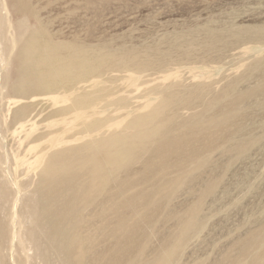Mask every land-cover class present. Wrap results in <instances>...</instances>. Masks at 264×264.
I'll use <instances>...</instances> for the list:
<instances>
[{
	"label": "rangeland",
	"instance_id": "374dc122",
	"mask_svg": "<svg viewBox=\"0 0 264 264\" xmlns=\"http://www.w3.org/2000/svg\"><path fill=\"white\" fill-rule=\"evenodd\" d=\"M0 46V264H264V0H0ZM41 56L82 74L23 97V77L48 70ZM74 86L91 107L65 113ZM103 130L131 155L107 163L101 143L75 148L41 175L51 153ZM86 166L90 203L65 252L49 226L61 215L43 205H59L52 183L81 168L87 179Z\"/></svg>",
	"mask_w": 264,
	"mask_h": 264
},
{
	"label": "bare ground",
	"instance_id": "6f19581e",
	"mask_svg": "<svg viewBox=\"0 0 264 264\" xmlns=\"http://www.w3.org/2000/svg\"><path fill=\"white\" fill-rule=\"evenodd\" d=\"M3 6V8H5V5L3 4L2 5ZM6 21H8L7 20V18H4ZM11 43V42H10ZM13 43H14V41H13ZM2 44V43H1ZM12 45V44H11ZM15 45H16V43H15ZM14 45V46H15ZM1 47V46H0ZM16 47V46H15ZM24 49V48H23ZM22 50V49H21ZM22 52V51H21ZM25 56H27L26 58H30V59H32L33 58V56H32V54L31 53H29V52H27L26 53V55ZM32 56V57H31ZM5 55H4V52H2V55H1V57H0V60H1V64L2 65H4L5 64ZM9 59V58H8ZM49 59V57L48 56H41V57H38V59L36 60V65H39L40 67H41V65L43 64V62L45 61V60H48ZM21 61H23V60H21ZM70 62H71V60H70ZM73 62V61H72ZM17 63H19V62H17ZM66 63V62H65ZM7 64V63H6ZM64 64V63H63ZM32 62L31 61H28V62H26V64H23L22 65V67H21V70H22V72H20L22 75H26V73H27V66L28 67H32ZM44 66H46L47 68H48V70H43V71H41V72H37V76H39V77H37V79L35 80V82L36 83H33V78L35 79V77L33 76L32 78H30L28 75H26L25 77L27 78V76H28V80H24V78L25 77H23V76H21V74H20V77H21V79H22V77H23V80L22 81H20L19 82V84H18V82H17V78H16V82H17V84L18 85H16V89L18 90V94L19 95H22L23 97H25L26 96V94L28 95V91L30 90V86L32 85L33 86V84H38V85H40L41 87H43V89H48V90H50L52 87L54 88V86L55 85H57L58 83H65V82H68V81H70V80H72V77H75L76 75H81L82 74V71H74L73 70V67L70 65V64H66V65H63V66H56L55 67V65H53V63L52 62H50L48 65L47 64H43ZM76 66V65H75ZM39 67V68H40ZM83 68V67H82ZM23 69H24V71H23ZM35 70V69H34ZM20 71V70H19ZM35 71H37V70H35ZM88 71V70H87ZM83 72H85V71H83ZM35 72H33V70H32V75H35L34 74ZM86 73V72H85ZM84 73V74H85ZM18 74V73H17ZM17 76H19V75H17ZM42 77H45V78H43L42 79ZM77 78V77H76ZM31 79V80H30ZM14 81V82H15ZM31 83V84H30ZM15 85V84H14ZM54 85V86H53ZM35 86V85H34ZM64 86V85H63ZM70 86V85H69ZM12 87V86H11ZM60 87V86H59ZM65 87V86H64ZM56 88H58V87H56ZM55 88V89H56ZM61 88H63L62 86H61ZM66 88H67V86H66ZM32 89V91H33V89H36V88H31ZM59 89V88H58ZM68 89V88H67ZM67 89H66V91H67ZM69 89H70V87H69ZM73 89H75V91H73V92H71V93H69L70 95L68 96V97H70L71 98V100H72V102H71V104L70 105H67V104H65L64 106H63V108H61V110L62 111H64L65 113L66 112H68V111H70V110H72V109H79V108H88V107H91L90 106V102H88L87 101V98H88V96H89V93H87L85 90H87V87L85 86V88H83L82 87V91H80V92H76V91H78V89H79V87H73ZM55 91V90H54ZM69 91V90H68ZM35 92V91H34ZM40 92V91H39ZM50 92H52V91H50ZM85 92L88 94L87 96H84V94H85ZM93 92V91H92ZM92 92H90V94L91 95H93L92 94ZM94 93V95L96 94V92H93ZM31 94H33V93H31ZM93 95V98L94 97H96V98H98L97 96H94ZM97 95V94H96ZM55 97H57V96H55ZM65 97V96H64ZM174 97H175V95H174ZM177 97V96H176ZM57 99V98H56ZM69 99V98H68ZM170 100V99H169ZM168 100V101H169ZM162 101H163V99H162ZM164 101H167V100H164ZM93 103V102H92ZM113 105V104H112ZM24 106H26L25 104H24ZM165 106H167L166 104H165ZM94 107H98V106H94ZM20 108V107H19ZM25 108V107H24ZM27 108L28 107H26V110L25 111H27ZM157 108V107H156ZM23 109V108H22ZM21 110V109H20ZM19 110V111H20ZM24 110V109H23ZM28 113V112H27ZM85 113V112H84ZM83 113V114H84ZM88 113V112H87ZM20 114H21V112H20ZM23 114H25L24 112H23ZM86 114V113H85ZM84 114V116H86ZM81 115V114H80ZM21 116V115H20ZM25 117V116H24ZM135 117V116H134ZM23 118V117H22ZM114 118V117H113ZM137 118V117H136ZM84 119V118H83ZM133 119V118H132ZM131 119V120H132ZM135 119V118H134ZM23 120V119H22ZM111 121V120H110ZM101 122H103V121H101V120H97V121H95L94 123H87V124H85V129H84V132H87L88 131V133L89 132H93V131H96V129H99V128H102V126L101 125H103V123H101ZM112 122V121H111ZM133 122V121H132ZM106 123V122H105ZM131 123V122H130ZM133 124V123H132ZM135 124V123H134ZM98 125H100V126H98ZM127 125H128V127H127V129L129 128L130 129V127H129V123H127ZM104 126H105V124L103 125V128H104ZM132 126V125H131ZM135 126V125H134ZM133 126V127H134ZM125 127V128H126ZM102 128V129H103ZM123 128V127H122ZM101 129V130H102ZM119 129H121V128H119ZM99 131V130H98ZM75 132H77V131H75ZM79 132V131H78ZM118 132H119V130H118ZM118 132H115V133H112V134H108V135H106V132L103 130L102 131V133H101V137H98V138H96L97 136H95V135H93L90 139H87V141L85 142V143H83L82 145H79V146H74V147H69V148H66V149H64V148H62V150H57V151H54L53 153H51V155H49L48 156V158H47V165L46 166H44L45 168L43 169V170H41L42 171V173H41V175L43 176V175H45V174H47V171L52 167V164H54V161H55V158L58 156V159H59V157H61L60 155H61V153H65V151H67V150H71V149H75V148H85V147H88V150H89V153H91L90 151L91 150H93V151H99V149H100V147H97V146H99L98 144L99 143H101L102 144V148L106 151V155H107V157L108 156H110V159H109V162H107V163H112V160H113V162H114V160H118L119 161V159L120 160H122V156H124L126 153L127 154H130L131 153V151L130 152H128L129 150H131L130 149V147L128 148V144L127 145H125L126 143H125V141L127 140L126 138H124V140L125 141H119V136H120V133H118ZM123 133L125 132L124 130L122 131ZM81 133V132H80ZM62 134V133H61ZM72 133H70V135L68 134V136H64V138H63V140H65L66 141V138L68 139H70V138H73V136L75 135H71ZM122 134V133H121ZM194 134V133H193ZM131 135V134H130ZM134 136H135V134H133ZM170 135V134H169ZM184 135V134H183ZM182 135V136H183ZM203 135V134H202ZM100 136V135H99ZM122 137H124L123 135H121ZM120 136V137H121ZM128 135H126V137H127ZM176 136V135H175ZM182 136H178L177 135V137H173L172 138V140H171V143L172 144H174L175 143V145H177V144H183V142H187V140H189L188 138H184V137H182ZM189 136V135H188ZM49 137H50V135H49ZM131 137V136H130ZM186 137V136H185ZM190 137V136H189ZM218 137V136H217ZM216 137V138H217ZM58 138V137H57ZM128 138V137H127ZM170 138V137H169ZM219 138V137H218ZM49 139V138H48ZM51 140L52 139H54V138H50ZM68 139V140H69ZM76 139V138H75ZM123 139V138H122ZM167 139V138H166ZM165 139V140H166ZM171 139V138H170ZM55 140V142H56V139H54ZM68 140L66 141V142H68ZM86 140V139H85ZM129 140H130V138H129ZM220 140V139H219ZM48 141V140H47ZM57 141H58V139H57ZM70 141V140H69ZM131 141V140H130ZM129 141V142H130ZM167 141V140H166ZM169 141V140H168ZM218 141V140H217ZM50 142V141H49ZM59 142V141H58ZM128 142V143H129ZM212 142H214V141H212ZM211 142V143H212ZM63 143H64V141H63ZM131 143V142H130ZM161 143V142H160ZM177 143V144H176ZM215 143V142H214ZM132 145H133V143H131ZM210 144V143H209ZM59 145V144H58ZM159 145V144H158ZM164 145V144H163ZM186 145H187V143H186ZM190 145H191V142H190ZM215 145V144H214ZM44 146V145H43ZM124 146H126V148H124ZM208 146H210V145H208ZM96 147V148H95ZM159 146H157V148H158ZM193 147V146H192ZM50 148V147H49ZM128 148V149H127ZM163 148V147H162ZM207 148V147H206ZM242 148V147H241ZM52 149V148H51ZM127 149V150H126ZM181 149V148H180ZM179 149V150H180ZM183 149H185V148H183ZM187 149H189V147H187ZM208 149V148H207ZM79 150H81V149H79ZM162 150V149H161ZM177 151V153L179 152L178 151V149H176ZM186 150V149H185ZM191 150V149H190ZM193 150H195V149H193ZM193 150H191V151H193ZM77 152V151H76ZM86 152V151H85ZM167 152V151H166ZM170 152H171V150H170ZM194 152V151H193ZM196 152V151H195ZM45 153V152H44ZM79 153H80V151H79ZM82 153V152H81ZM88 153V152H87ZM191 153V152H190ZM86 154V153H85ZM175 154V153H174ZM44 156H42V157H45V154H43ZM64 155V154H63ZM67 155V154H66ZM65 155V157H67V156H69V154L66 156ZM131 155V154H130ZM170 155V154H169ZM190 155V154H189ZM86 156V155H85ZM84 156V157H85ZM156 156V155H155ZM171 156V155H170ZM38 157V156H37ZM65 157H63V158H65ZM90 157V156H89ZM131 157V156H130ZM157 157V156H156ZM164 157H166V156H164ZM198 157H199V155H198ZM197 157V158H198ZM201 157V156H200ZM62 158V159H63ZM69 158V157H68ZM81 158V157H80ZM85 158H87V157H85ZM61 159V160H62ZM77 159H78V157H77ZM76 159V162L78 161ZM82 159V158H81ZM124 159H125V157H124ZM126 159H127V156H126ZM129 159V158H128ZM203 159V158H202ZM42 160V159H41ZM57 160V159H56ZM70 160H72V158L70 159ZM107 160H108V158H107ZM66 161H68V160H66ZM81 161V160H80ZM83 161V160H82ZM93 161V160H92ZM124 161V160H123ZM122 161V162H123ZM128 161V160H127ZM146 161H148V160H146ZM199 161V160H198ZM58 162H61V161H58ZM57 161H56V163H58ZM70 162V161H69ZM79 162V161H78ZM90 162H91V160H90ZM122 162L120 161V165H117L118 167L119 166H121L122 165ZM125 162V161H124ZM55 163V164H56ZM67 163V162H66ZM115 163V162H114ZM113 163V164H114ZM148 163V162H147ZM205 163V162H204ZM124 164V163H123ZM65 165V164H64ZM63 165V166H64ZM98 165V164H97ZM111 165V164H110ZM67 166V165H66ZM69 166V165H68ZM71 166V165H70ZM117 166H115V167H117ZM56 167V166H55ZM54 167V168H55ZM60 167V166H59ZM58 167V168H59ZM87 167V166H86ZM102 167V166H101ZM53 169V168H52ZM60 169V168H59ZM72 169H74L73 167H72ZM87 169H88V167H87ZM66 170V169H65ZM103 170V169H102ZM113 170V169H112ZM59 171V170H58ZM57 171V172H58ZM63 170H61V172H62ZM105 171V170H104ZM60 172V171H59ZM60 172V174H62ZM96 172V170H95V166H93V169H88L87 171H86V174H89V177H87V179H85L84 178V176H83V169L81 168V170H77V171H75V170H73V174H71V173H68L69 175H68V177H66L65 175H63L62 174V176L60 177V179L59 180H56V182L54 181V183H52V188H55V189H57V191H58V193H60V194H58V196H60V199L58 200V202H61L59 205H56V206H52L51 205V207L50 206H48L45 202H44V205H43V207H44V210H45V212H46V217H48V218H54V217H58V216H60L61 215V218H62V221L63 222H61V221H58V224H57V226L56 225H53V224H49V226H51V227H53V229H54V233L53 234H55L56 233V235H58L59 237V239L61 240V238H62V241H66L67 242V244H66V248H64V250H65V252H68L69 250H70V246H69V243H71L72 245H74V238L73 239H71L70 237H71V232H73V231H75L76 230V228H77V222L79 221H74V219L75 218H77V216H78V213H80V214H82L81 212L88 206V204L90 203V199H88V196L86 195V191H84V190H87V188H88V186H92L93 185V180H94V177H92L91 178V175H92V173H93V175H94V173ZM103 172V171H102ZM110 172V171H109ZM110 173H112V172H110ZM58 174V173H57ZM85 174V173H84ZM105 174H106V172H105ZM56 176V175H55ZM106 176H107V174H106ZM47 177V176H46ZM57 177V176H56ZM0 178L2 179L3 177H1L0 176ZM45 178V177H44ZM50 178V177H49ZM80 178H82V179H80ZM91 178V179H90ZM6 179V178H5ZM4 179V180H5ZM47 179H48V177H47ZM46 180V179H45ZM49 180V179H48ZM7 181V180H6ZM51 181V180H50ZM87 181H88V183H87ZM48 182V181H47ZM41 184V183H40ZM50 184V183H49ZM49 184H47V185H49ZM6 185V184H5ZM46 185V184H45ZM46 185V187H49V186H47ZM8 186V185H7ZM42 186V185H41ZM50 186V187H51ZM43 187V186H42ZM87 187V188H86ZM6 188V187H5ZM8 188V187H7ZM44 188V187H43ZM50 189V188H49ZM48 189V190H49ZM1 190V189H0ZM46 190H47V188H46ZM51 191V190H50ZM49 192V191H48ZM53 192H54V189H53ZM64 192V193H63ZM66 193H68V195H66ZM83 193V194H82ZM1 194V193H0ZM4 194V193H3ZM49 194V193H48ZM18 195V194H17ZM25 195V194H24ZM64 195H66V197L64 196ZM2 196V195H1ZM54 197H55V195H54ZM68 198V199H65V198ZM22 198V196L20 197V199ZM3 199V198H2ZM2 199L0 198V200L2 201ZM5 200V199H4ZM6 200H9V199H6ZM8 202V201H7ZM16 203H17V201H16ZM24 204H27V200H26V202L24 203ZM3 205H4V203H3ZM6 205H7V203H6ZM6 205H4L5 207H6ZM2 206V205H1ZM3 206V207H4ZM84 206V208H83V210L82 211H79V209H80V207H83ZM4 207V208H5ZM18 207V206H17ZM27 207V206H26ZM55 207H58V208H55ZM3 208V209H4ZM24 208V207H23ZM21 209V208H20ZM15 210H16V208H15ZM9 211H11V210H9ZM4 212V211H3ZM2 212V213H3ZM23 212L25 213V211L23 210ZM23 212L21 213V216H23ZM4 214V213H3ZM34 214V213H33ZM37 214V213H36ZM84 215H86L85 213H84ZM34 217H36L35 215H33ZM32 217V216H31ZM43 217H44V215H43ZM85 217V216H84ZM4 218H5V216H4ZM79 218V217H78ZM77 218V219H78ZM39 219H40V217H39ZM57 219V218H56ZM55 219V220H56ZM80 219H82V217L80 218ZM14 220V219H13ZM32 220V219H31ZM44 220H46V219H44ZM50 220V219H49ZM54 220V221H55ZM40 221V220H39ZM43 221V220H42ZM47 221V220H46ZM53 221V222H54ZM56 221V222H57ZM31 222V221H30ZM29 222V223H30ZM186 222V221H185ZM1 223V222H0ZM16 224H17V222H15ZM45 223V222H44ZM48 223H50V222H48ZM47 223V224H48ZM31 224V223H30ZM34 224V223H33ZM36 224V223H35ZM39 224H41V223H39ZM44 225V224H43ZM77 225V226H76ZM83 225H85V224H83ZM87 225V224H86ZM85 225V226H86ZM0 226H2V225H0ZM17 226V225H16ZM46 226V225H45ZM81 226H82V224H81ZM14 227V226H13ZM13 227L12 228H10V229H12V230H14L13 229ZM21 227V226H20ZM19 227V228H20ZM38 227V226H37ZM39 227H41L40 225H39ZM48 227V226H47ZM2 228V227H1ZM18 228V227H17ZM43 228H44V226H43ZM43 228H41V229H43ZM50 228V227H49ZM69 228H70V230H73V231H70L69 230ZM80 228V227H79ZM79 228H77V229H79ZM190 228H192L191 226H190V222L188 221V222H186L185 224H184V226H183V231H186V229H190ZM3 229H5V228H3ZM21 229H23V228H21ZM44 229H46V228H44ZM29 230V229H28ZM28 230L26 231V232H28ZM38 230H39V228H38ZM47 230V229H46ZM46 230H44L45 232H46ZM50 230H51V228H50ZM49 230V231H50ZM67 230H69L68 232H67ZM80 230V229H79ZM9 231V230H8ZM20 231V230H19ZM23 231V230H22ZM179 231H181V230H179ZM7 232V231H6ZM43 231H41V233H42ZM29 233H31L30 231H29ZM44 233V232H43ZM42 233V234H43ZM47 233H48V231H47ZM51 233V232H50ZM75 233V232H74ZM178 233V232H177ZM4 234V233H3ZM7 234H8V232H7ZM12 234V233H11ZM180 233H178V235L177 234H175V235H177L178 237H180V235H179ZM182 234H183V232H182ZM13 235V234H12ZM33 235V234H32ZM48 235V234H47ZM45 236V235H43V237L45 236L46 238L48 237V236ZM4 236V235H3ZM21 236V231L20 232H17V234H16V236H14V237H18V239H19V237ZM29 236H31V235H29ZM66 236H67V238H66ZM23 237V236H22ZM49 237H50V235H49ZM48 237V238H49ZM52 237V236H51ZM27 238H29V237H26L25 239H27ZM33 238H35L34 236H33ZM56 238V237H55ZM79 238V237H78ZM21 239V238H20ZM50 239V238H49ZM49 239H47V240H49ZM57 239V238H56ZM58 239V240H59ZM16 240V239H15ZM31 240V239H30ZM36 240V239H35ZM51 240H53V239H51ZM58 240L56 241L55 239H54V241H56L57 243H58ZM59 240V241H60ZM38 241V240H37ZM77 241V240H76ZM179 241V240H178ZM32 242H34V240H32ZM55 242V243H56ZM36 243V242H35ZM46 243H48V242H46ZM45 243V244H46ZM50 243V242H49ZM57 243H56V245H57ZM65 243V242H64ZM63 243V244H64ZM3 244V243H2ZM33 244V243H32ZM13 245V244H12ZM51 245V244H50ZM52 245H54L53 243H52ZM7 246V245H6ZM30 246V245H29ZM32 246V245H31ZM31 246H30V248H31ZM49 246V245H48ZM27 248V247H26ZM57 248H58V245H57ZM49 249V248H48ZM52 249V248H51ZM62 249V248H61ZM54 250V249H53ZM73 250V249H72ZM77 250H78V248H77ZM76 250V251H77ZM53 252H55V251H53ZM62 252V251H61ZM63 253V255L64 254H66V253ZM81 252V251H80ZM45 253H47V252H45ZM70 253V252H69ZM68 253V254H69ZM72 253V252H71ZM75 253V252H74ZM81 254V253H80ZM71 255V254H70ZM60 256H62V253L60 254ZM67 256V255H66ZM65 256V257H66ZM80 256V255H79ZM78 256V258L80 259V257ZM45 257V256H44ZM64 257V258H65ZM71 257V256H70ZM168 257V256H167ZM13 258V257H12ZM73 258V257H72ZM62 259V258H61ZM71 259V258H70ZM48 260V259H47ZM65 260V259H64ZM63 260V261H64ZM50 261V260H49ZM71 261V260H70ZM76 262V261H75ZM62 263H64V262H62ZM65 263H67V262H65ZM77 264H81V262H80V260H78V262H77ZM242 264H244V263H242Z\"/></svg>",
	"mask_w": 264,
	"mask_h": 264
}]
</instances>
